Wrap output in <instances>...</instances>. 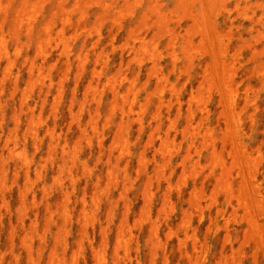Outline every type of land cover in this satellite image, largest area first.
<instances>
[{"label": "rangeland", "instance_id": "1", "mask_svg": "<svg viewBox=\"0 0 264 264\" xmlns=\"http://www.w3.org/2000/svg\"><path fill=\"white\" fill-rule=\"evenodd\" d=\"M184 1L0 0V264H264V0Z\"/></svg>", "mask_w": 264, "mask_h": 264}, {"label": "bare ground", "instance_id": "2", "mask_svg": "<svg viewBox=\"0 0 264 264\" xmlns=\"http://www.w3.org/2000/svg\"><path fill=\"white\" fill-rule=\"evenodd\" d=\"M57 1H58V0H57ZM185 1H186V0H185ZM185 1H184V2H185ZM154 4H155V3H154ZM62 7H63V6H62ZM156 12H157V11H156ZM161 14H162V13H161ZM17 15H18V14H17ZM23 15H24V14H23ZM158 15H159V13H158ZM24 16H25V15H24ZM24 16H23V17H24ZM27 16H28V15H27ZM29 16H30V15H29ZM29 16H28V17H29ZM160 16H161V15H160ZM28 17H27V18H28ZM155 17H156V16H155ZM164 17H165V16H164ZM164 17H163V18H164ZM19 18H21V15L19 16ZM163 18H162V20H164ZM17 19H18V18H17ZM22 19H23V18H22ZM25 19H26V18H25ZM33 19H34V18H33ZM31 21H32V20H31ZM157 23H158V22H157ZM161 23H162V22H161ZM163 23H164V22H163ZM18 24H19V23H18ZM16 25H17V24H16ZM22 25H23V24H22ZM47 25H49V24H47ZM160 26H161V25H160ZM18 27H19V25H18ZM18 27H17V28H18ZM156 27H157V26H156ZM26 28H27V27H26ZM28 29H29V28H28ZM47 29H48V28H47ZM24 30H25V29H24ZM162 30H163V29H162ZM165 30H167V29H165ZM165 30H163V32H164ZM169 30H170V28H169ZM62 31H63V29H62ZM158 32H159V31H158ZM155 33H156V32H155ZM159 33H160V32H159ZM165 33H166V32H165ZM167 33H168V32H167ZM49 35H50V34H49ZM49 35H48V36H49ZM159 35L161 36V34H159ZM162 35H163V34H162ZM156 37H157V36H155V38H156ZM47 38H49V37H47ZM0 46H1V45H0ZM40 49H41V48H40ZM4 52H5V51H4ZM174 56H175V55H173V57H174ZM30 62H31V61H30ZM33 63H34V62H33ZM30 65H31V64H30ZM32 66H33V65H32ZM160 85H161V84H160ZM161 86H162V85H161ZM128 89H129V88H128ZM132 93H133V92H132ZM124 94H125V93H124ZM126 98H127V97H126ZM128 99H129V98H128ZM131 100H133V99H131ZM148 100H149V99H148ZM127 103H128V100H127ZM157 103H158V102H157ZM141 106H142V105H141ZM139 107H140V106H139ZM142 110H143V109H142ZM189 110H190V109H189ZM119 111H120V110H119ZM123 111H124V110H123ZM125 112H126V111H125ZM159 114H160V113H159ZM190 114H191V113H190ZM126 116H127V115H126ZM156 117H157V116H156ZM138 118H139V117H138ZM157 118H158V117H157ZM140 120H141V119H140ZM138 122L140 123V121H138ZM119 127H120V126H119ZM120 128H121V127H120ZM122 130H123V128H122ZM166 133H167V132H166ZM235 133H236V132H235ZM150 136H151V135H150ZM165 137H166V136H165ZM163 138H164V137H163ZM167 138H168V137H167ZM166 140H167V139H166ZM116 141H117V137H116ZM125 145H126V144H125ZM125 147H126V146H125ZM164 151H165V150H164ZM213 151H214V150H213ZM186 152H188V151H186ZM186 152H185V153H186ZM213 155H214V153H213ZM185 157H186V156H185ZM192 160H193V159H192ZM193 161H194V160H193ZM215 161H216V160H215ZM194 162H195V161H194ZM221 164H222V163H221ZM193 165H195V163H194ZM196 165H197V163H196ZM196 165H195V166H196ZM140 166H141V165H140ZM113 176H114V174H113ZM114 177H115V176H114ZM225 177H227L226 174H225ZM225 177H222V178H225ZM228 177H229V176H228ZM228 177H227V179H228ZM242 177H243V176H242ZM115 178H116V177H115ZM243 178H244V177H243ZM223 180H224V181H223ZM225 180H226V179H222V181H223V182H222V183H223L222 185H226V184L224 183ZM242 182H244V180H243V181L241 180V184L243 185L244 183H242ZM249 183H251V182H249ZM251 184H252V183H251ZM242 185L240 186V184H239V186H240L241 188L244 186V185H243V186H242ZM245 185H246V181H245ZM149 186H150V185H149ZM251 186H252V185H251ZM255 186H256V185H255ZM226 187H227V188L229 187V188L231 189V187H230L229 185L226 186ZM240 187H238V188H240ZM245 187H246V186H245ZM245 187H244V188H245ZM148 188H149V187H148ZM221 188H224V187H221ZM229 188H228V190H230ZM238 188H237V189H238ZM241 188L239 189V190H241V192H244V191L246 190V189H245V190L242 191ZM244 188H243V189H244ZM248 188H249V187H248ZM224 190H225V189H224ZM246 191H247V190H246ZM246 191H245V194H246ZM228 192H229V194H232L230 191H228ZM241 192H240V193H241ZM224 193H225V191H224ZM240 193H239V196H240ZM241 194H242V193H241ZM243 195H244V194H243ZM239 196H236V197H239ZM245 196H246V197H245ZM245 196H244L245 200H246V198L248 197V200H250L249 202H251L252 199H249V198H250V197H249V194H248V196H247V195H245ZM254 196H255V195H254ZM251 197H252V196H251ZM238 199H239V200L241 199L240 201H242V197H240V198H238ZM248 200H246V202H245L244 200H243V201H244V203L246 204V203L248 202ZM243 201H242V202H243ZM260 202H261V201H260ZM198 203H199V202H198ZM236 203H237V201H236ZM242 204H243V203H242ZM242 204H241V205H242ZM249 204H250V203H249ZM260 204H261V203H260ZM260 204H259V205H260ZM199 205H200V204H199ZM236 205H237V204H236ZM244 206H245V205H244ZM248 206H249V205H248ZM250 206H251V204H250ZM199 207H200V206H199ZM256 207H257V205H256ZM251 208H252V207H251ZM244 209H245V208H244ZM244 209H243V210H244ZM248 212H249V211H248ZM249 213H250V212H249ZM251 214H253V213H251ZM251 214H250V216H251ZM248 217H249V216H248ZM252 218H253V217H252ZM253 219H255V218H253ZM253 219H250L251 223H252V221H254ZM255 220H256V219H255ZM250 221H249V222H250ZM254 222H255V221H254ZM255 223H256V222H255ZM154 231H155V230H154ZM123 232H124V231H123ZM119 235H120V234H119ZM155 235H156V234H155ZM151 236H152V235H151ZM153 236H154V235H153ZM118 237H119V236H118ZM122 238H123V236H122ZM119 239H120V238H119ZM129 239H130V238H129ZM117 240H118V239H117ZM122 245H123V244H122ZM125 245H126V244H125ZM121 247H122V246H121ZM123 250L125 251L126 249L124 248ZM126 252H127V251H126ZM117 253H118V252H117ZM100 254H101V253H100ZM100 254H99V255H100ZM101 255H102V254H101ZM115 259H116V257H115ZM99 263H100V262H99ZM1 264H2V263H1Z\"/></svg>", "mask_w": 264, "mask_h": 264}]
</instances>
